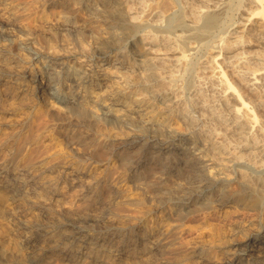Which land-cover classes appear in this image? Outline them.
<instances>
[{
    "label": "rangeland",
    "instance_id": "obj_1",
    "mask_svg": "<svg viewBox=\"0 0 264 264\" xmlns=\"http://www.w3.org/2000/svg\"><path fill=\"white\" fill-rule=\"evenodd\" d=\"M8 1L14 5L23 3L22 0ZM38 1L25 4L29 7L32 5L33 10L37 5H44L47 10L61 8L62 11L64 8L63 11L72 12L75 6L72 7L71 2L76 1L78 6L75 9L79 10V15L91 20L87 24L89 27L97 30V33L101 32L99 34L103 36L114 35L116 39V61L110 60L108 66L125 75L130 73L129 76L134 77L137 84L143 80L144 73L134 67L131 56L133 53L143 52L141 45L137 42L125 44V36H122L117 26L111 25L112 22L106 18L108 13L100 3L95 2L96 0ZM169 1L178 8L184 0ZM224 2L226 11L222 17V25L234 18L239 20L238 16L243 13L237 11L240 3V8L243 5L249 6L250 10L255 8L253 4L246 5L247 0ZM66 3H69L68 7ZM155 11L157 10H147L142 17L146 16L147 21H153L157 15L154 16ZM32 22V16L21 17L17 22H7L0 10V47L7 50L5 56L0 51V252H3L0 264H29V260L33 259V250L27 248L20 231H17L16 223L21 222L29 225L30 229L40 227L50 232L58 228L64 234L68 233V238L67 235L65 237L67 239L57 236L60 240L54 248L44 246L46 251L38 264H184L193 260L196 253L203 255L204 251H212V260L226 259L232 250V244L240 240V234L231 231L227 223H237L240 217V223H254L252 220L256 218L264 219V206L258 209L247 207L254 198L255 191H263L264 179L262 182L252 181L254 178L249 175L251 164L247 162L238 166L226 162V155L218 154L212 149L213 146L224 143L220 132L216 131L213 134L215 139L212 137V142L207 144L199 137L198 130H193L191 125L180 120L182 114L179 115V108L171 113L170 118L173 116L174 121L171 119L169 126L150 131L151 125H144L138 128L136 134H145L146 137L126 146L132 134L126 123L106 121L100 119L98 112L80 108H72L65 113L46 98L43 103L33 101L30 96H18L16 87L11 82L22 79L30 47L45 46L37 33L33 34L36 28L35 22ZM233 26L235 28L236 24ZM233 26L227 28L230 33ZM27 38H31V41ZM210 44L209 41L203 42L187 56L184 70L181 71V81H177L179 85L176 83V92L182 91L183 95H187V83L197 74L200 61H207L205 75L211 79L217 77L218 65L209 61L208 53H214L210 50ZM89 57L95 64L99 63L98 59ZM40 66L45 77L52 83V88L54 87L51 91L58 92L66 99L72 98L66 83H62V73L58 74V68L49 64ZM141 88L137 86L136 91L147 96L159 89L157 86ZM182 100L183 104L186 101L183 106H189L188 100ZM66 105L69 107L72 103ZM161 107L164 109V105ZM243 108L240 113L244 111ZM244 109L249 118L243 119L255 123L252 124L253 134L264 137V118L257 116L253 120L249 109ZM95 129L101 134H97ZM170 131L173 133V140L163 141L164 135H170ZM214 152L216 154H212ZM260 159L263 160L264 156ZM72 167H76L77 172H70ZM189 169L195 170L197 174L205 173L215 186L203 195L192 196L195 189L189 181ZM261 173L256 175H262ZM20 178L24 182L22 188L29 193L28 198H18L15 195L13 187L20 186L17 181ZM228 215L232 219L230 222L226 219ZM87 218L92 220L91 226L83 231L73 227L86 223ZM262 231L264 232V227ZM105 233H115L113 246L118 245L115 254L119 258L115 254L101 256L95 251L94 248L97 250L103 243V238L95 240L94 236ZM69 235L71 238L86 235L92 241L81 249L79 261L76 262L71 259L75 256V250L67 247L71 240ZM256 244L252 240L249 246L252 248Z\"/></svg>",
    "mask_w": 264,
    "mask_h": 264
},
{
    "label": "bare ground",
    "instance_id": "obj_2",
    "mask_svg": "<svg viewBox=\"0 0 264 264\" xmlns=\"http://www.w3.org/2000/svg\"><path fill=\"white\" fill-rule=\"evenodd\" d=\"M262 1L247 0L246 5L253 4L255 7L252 10L249 6L244 7V5L243 8H240V3L237 11H243V13L238 16L239 20L234 18L222 25V17L226 11L224 0H184L183 4L180 2L182 5L178 8L169 0H96L95 2L100 3L104 11L108 13L106 18L112 22L111 25L117 26L122 36H125V44L137 42L139 46L141 45L140 49L143 52L131 55L133 63H135L134 67L144 73V75L142 73L143 80L137 84L135 78L129 76L130 73L125 75L124 72L108 66L110 60L116 61V39L113 37L114 35L103 36V34H99L101 32L97 33V30L89 27L87 24L91 20L88 19L89 17L84 18L79 15V10L75 9L78 6L76 1L71 2L72 7L75 6L73 11L65 12L63 7L62 11L61 8L47 10L44 8V3L42 4L44 7L37 5L38 7H35L34 11L32 5L29 7L25 4V2L38 3V0H22L23 3L19 5H14L8 0H1L0 10L5 20L17 22L21 17H34L35 23H32L36 29L33 34L37 33L38 38L45 44L41 48L34 45L30 47L22 79L14 80L11 83L15 85L18 96H30L33 101L39 102L46 98L52 105H56L58 110L65 111V113L70 112L72 108H80L84 111L98 112L101 116L100 119L106 121L126 123L132 131L130 139L127 140L129 142H124L126 146H131L137 140L146 137L145 134H136V131H139L138 128H142L144 125L150 124V131L157 127L169 126L173 117L170 118L171 113L179 108V115L182 114L180 120L191 125L193 130H198L199 137L203 138L207 144L212 142L211 139L216 131L220 132L224 143L213 146L212 149H215L218 154L226 155L228 159L226 162H231L233 165L238 166L244 162L251 164L249 167L251 171H249L252 174L249 172V175L254 178L252 181L259 182L264 179V173H261L264 171V159H260L264 156V137L261 134V137L253 134V121L246 120L249 117H247L244 108L249 109L253 120H256L257 116L264 118V114L260 112H264V5ZM98 9L99 7H97ZM147 10H157L155 14L152 13L154 16L157 14L155 20L147 21L146 16L142 17ZM101 19L103 18L101 17ZM234 24H236L235 28ZM230 26H233L231 33L227 30ZM30 39L27 38V40ZM208 41L211 43L210 50L212 49V53L214 52L213 54L208 53L209 61L216 62L219 68L217 77L211 79L205 75L204 69L208 68L207 61L204 63L200 61L197 66L198 70H196L197 74L187 83V95H183L182 91L176 92V83L181 81V71L184 70L187 56L203 42ZM0 51L4 52V56L7 54L4 47H0ZM158 54L164 56L160 57ZM89 56L98 59L99 63L95 64ZM209 61L208 63H210ZM42 64L58 68V74L62 73V83H66L72 98L66 99L58 92L51 91L54 87L52 88L53 85L49 82V78L45 77L40 66ZM209 67L212 66L209 65ZM137 86L142 87L141 89L157 86L159 89L158 92L147 96L142 92V94L138 93ZM228 90L233 91L237 97ZM183 98L189 101V106H183L186 102L181 103ZM72 99L73 101H71ZM67 103H72V106L68 107ZM161 105H164V109H161ZM241 108L244 110L242 113H240ZM174 116L176 117L175 114ZM95 132L101 134L96 129ZM169 134H165L162 140H173L171 135L173 133L170 131ZM201 146L203 145L201 144ZM216 152L212 154H216ZM204 158L208 159L207 156ZM205 161L207 160L205 159ZM72 171L77 172V168L72 167L70 172ZM187 172L189 181L195 189L192 196L203 195L208 189L215 186L212 180H208L205 173L204 175L197 174L193 169H189ZM256 173L262 175H256ZM21 178L17 179L20 186L13 187L15 195L18 198H28L29 193L22 188L24 182L21 181ZM261 190L258 193L255 191L254 198L247 206L249 209H258L264 206V188L263 191ZM226 219L228 222L232 221L230 215ZM240 220L237 223H227V227L231 231L240 234V240L232 244V250L226 259L212 260V251L211 253L204 251L205 254L196 253L193 260L184 264H264V232L262 231L264 219L256 218L252 220L254 223H240ZM85 222L73 227L83 231L93 224L92 220L88 218L85 219ZM16 225L24 244L34 253L29 264H38L42 254L46 251L44 246L52 249L62 236L65 238L68 234H64L58 228L50 232L44 231L46 229L43 228V230L40 227L30 229V226L24 222L16 223ZM94 237L95 240L103 238V243L99 248L97 250L94 248L101 256L115 254L118 249V245L113 246L115 233L98 234ZM252 240H255L257 244L250 248L249 243ZM46 242L49 244H45ZM89 243L92 241L88 239V236L86 238V235L71 238L67 245L69 250H75V256L71 259L75 262L79 261L81 249L88 246ZM2 254L3 252H0V255ZM116 258H119V255ZM71 259L68 260L72 261ZM204 260L206 261L204 262Z\"/></svg>",
    "mask_w": 264,
    "mask_h": 264
}]
</instances>
